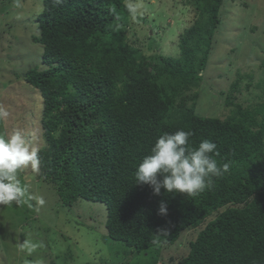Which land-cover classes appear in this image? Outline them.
I'll list each match as a JSON object with an SVG mask.
<instances>
[{"label": "trees", "instance_id": "obj_1", "mask_svg": "<svg viewBox=\"0 0 264 264\" xmlns=\"http://www.w3.org/2000/svg\"><path fill=\"white\" fill-rule=\"evenodd\" d=\"M40 1L33 40L43 46L45 68L24 77L43 99L37 180L64 207L104 205L109 239L135 257L156 253L159 261L163 248L196 229L187 255L171 262L264 264V100L238 103L239 77L228 115L196 113L225 0H182L195 16L180 35L178 57L149 55L158 51L152 36L148 52L129 44L126 0ZM178 130L193 133V146L216 143L217 162L229 170L197 195H154L136 184L135 169L160 135ZM162 201L167 215L158 214Z\"/></svg>", "mask_w": 264, "mask_h": 264}, {"label": "rangeland", "instance_id": "obj_2", "mask_svg": "<svg viewBox=\"0 0 264 264\" xmlns=\"http://www.w3.org/2000/svg\"><path fill=\"white\" fill-rule=\"evenodd\" d=\"M42 9L40 0H0V105L10 112L0 131L22 129L36 148L42 137L43 99L24 77L29 70L45 68L43 46L33 40L39 37L36 18ZM194 13L193 5L182 0H126L122 14L128 42L148 52L152 36L158 51L149 55L178 57L180 35ZM221 16L202 86L196 90V113L211 118L229 114L226 99L239 77L242 90L234 93L238 103L246 108L255 99L264 100V0H225ZM36 172L28 166L19 170L18 177L29 195L43 197V205L27 196L25 204L0 205V264L38 259L45 264H176L170 260L186 256L199 231L183 233L176 244L163 248L159 261L156 253L135 257L123 243L109 239L104 205L80 200L72 208L64 207L53 187L37 180ZM26 239L40 247L31 254L22 251L19 245Z\"/></svg>", "mask_w": 264, "mask_h": 264}, {"label": "clouds", "instance_id": "obj_3", "mask_svg": "<svg viewBox=\"0 0 264 264\" xmlns=\"http://www.w3.org/2000/svg\"><path fill=\"white\" fill-rule=\"evenodd\" d=\"M60 2L56 0V3ZM9 117L8 108L0 105V124ZM192 135L191 131L185 130L160 135L151 153L135 169L136 184L149 185L154 195H160L163 189L170 194L194 196L210 189L213 177H222L230 165L226 162L218 164L216 143L202 139L198 146H193L190 142ZM39 165L38 149L29 143L22 129L17 128L10 134L0 131V205L12 202L17 206L25 204L26 196L28 199H36L39 205L45 203L43 197L29 195L27 186L22 185L18 177L19 170L28 166L38 170ZM158 214L167 215V205L163 201L159 205ZM19 247L31 254L40 245L26 239ZM25 264H45V261L38 259L26 261Z\"/></svg>", "mask_w": 264, "mask_h": 264}]
</instances>
